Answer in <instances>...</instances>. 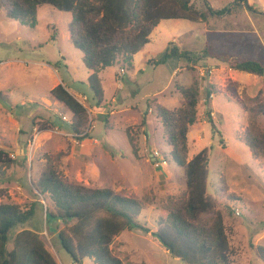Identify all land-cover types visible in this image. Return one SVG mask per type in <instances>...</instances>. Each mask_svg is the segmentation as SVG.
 <instances>
[{
  "label": "rangeland",
  "instance_id": "rangeland-1",
  "mask_svg": "<svg viewBox=\"0 0 264 264\" xmlns=\"http://www.w3.org/2000/svg\"><path fill=\"white\" fill-rule=\"evenodd\" d=\"M193 1L195 8L204 9L203 0ZM206 1L216 9L233 2ZM247 2L253 11L237 7L206 22L161 20L123 74L120 63L99 72L107 99L100 108L87 82L82 53L68 40L72 14L41 5L32 28L8 18L0 7V149L12 160L0 162V202L18 204L23 210L34 204L32 217L10 230L8 249L16 232L29 229L41 235L58 264H73L57 237L64 224L46 216L49 201L34 188L46 156L59 151L64 153L60 169L65 178L134 198L136 220L155 230L171 203L186 199L187 189L154 106L179 107L182 95L177 85L196 83L197 119L188 128V158L207 149L206 188L216 209L226 214L231 264H264L255 251V245H264V162L244 142L248 116L242 102L245 95L254 97L259 90L264 94V77L235 71L222 61L229 56L264 62V0ZM173 45L189 52L190 59L171 55L157 63ZM55 81L75 95L83 93L76 97L87 107V130L99 145L73 137L69 122L61 118L62 114L69 118L70 111L49 95ZM210 84L216 92L205 104ZM148 100L151 107L142 125ZM255 126L264 130V115L257 116ZM154 151L167 157L166 164L156 165ZM110 248L122 264H184L167 254L150 233L137 229L122 231ZM83 264L92 262L87 259Z\"/></svg>",
  "mask_w": 264,
  "mask_h": 264
},
{
  "label": "trees",
  "instance_id": "trees-1",
  "mask_svg": "<svg viewBox=\"0 0 264 264\" xmlns=\"http://www.w3.org/2000/svg\"><path fill=\"white\" fill-rule=\"evenodd\" d=\"M203 1L204 9L195 8L193 0H0V7L8 18L32 28L37 24L41 5H51L72 14L68 40L82 53V62L89 71L87 82L96 108H100L106 101L99 72L115 63L123 65L121 69L125 72V65H131L133 55L149 42L150 33L161 20L186 19L201 23L209 17L230 14L237 7L254 9L247 0H233L230 5L217 9ZM205 51L208 52L207 47ZM188 54L173 45L156 62L171 55L190 59ZM222 61L235 71L264 77L263 61L229 56ZM177 89L182 95L179 107L168 109L157 103L154 111L161 122L165 141L171 146V158L183 169L187 197L171 203L166 217L158 221L155 230L136 220L138 204L134 198L110 187H91L68 180L60 169L64 153L59 151L46 156V165L34 188L49 201L45 206L46 216L64 224L57 230V237L73 263L83 264L88 259L92 264H122L110 245L122 231L137 229L150 233L167 254L184 264H231L232 249L224 225L226 214L216 209L215 199L206 188L207 149L188 158L187 133L197 119L198 87L194 83L182 88L177 85ZM215 92L214 85L210 84L205 91V104ZM49 95L70 111L73 137L80 141L90 138L87 107L61 83L53 87ZM242 102L248 116L244 142L252 155L264 162V130L255 126L257 116L264 115V94L259 90L254 97L245 95ZM150 104L148 100L142 125L146 123ZM209 111L206 115L210 118ZM11 161L6 151L0 149V162ZM33 208V203L23 210L18 204L0 202V264H58L41 235L29 229L16 232L11 249L7 248L10 230L29 220ZM225 208L235 212L231 207ZM255 251L264 262V245H255Z\"/></svg>",
  "mask_w": 264,
  "mask_h": 264
},
{
  "label": "built area",
  "instance_id": "built-area-1",
  "mask_svg": "<svg viewBox=\"0 0 264 264\" xmlns=\"http://www.w3.org/2000/svg\"><path fill=\"white\" fill-rule=\"evenodd\" d=\"M120 71H121L122 74L124 73L123 69H121ZM61 118L64 121L70 122V118H68L66 115H62ZM151 155L153 156V160L158 159V162L156 163L157 166H159L161 163L166 164V161L163 159L164 158L163 154L161 155L159 153V151H154L153 154H151ZM235 214L239 215L240 214L239 210L235 209ZM73 264H75V263H73Z\"/></svg>",
  "mask_w": 264,
  "mask_h": 264
},
{
  "label": "crops",
  "instance_id": "crops-1",
  "mask_svg": "<svg viewBox=\"0 0 264 264\" xmlns=\"http://www.w3.org/2000/svg\"><path fill=\"white\" fill-rule=\"evenodd\" d=\"M155 28V27H154ZM152 33V32H151ZM150 33V34H151ZM150 36V35H149ZM147 44V43H146ZM145 46V45H144ZM175 71V70H174ZM88 75H89V72H88ZM87 75V76H88ZM59 83H62V82H60V81H55V83H54V86H52L51 88H50V90L53 88V87H55L57 84H59ZM62 85H63V83H62ZM66 87V86H65ZM67 88V87H66ZM49 90V91H50ZM67 90L70 92V90L67 88ZM71 93V92H70ZM71 94H73V93H71ZM75 97L76 96H79V95H83V93H78L77 95H75V94H73ZM77 98V97H76ZM115 99L116 98H111V101L113 102V101H115ZM105 101H107V99H105ZM97 113H102V111H97ZM62 115H65V114H62ZM70 115V114H69ZM67 116V115H66ZM68 117V116H67ZM70 118V117H69ZM68 134H70L69 132H68ZM90 134V138H87V139H84V140H87V141H89V140H91V142L92 143H94L95 145H97L98 143L100 144V142L99 141H97V140H93V138L91 137V133H89ZM98 144V145H99Z\"/></svg>",
  "mask_w": 264,
  "mask_h": 264
}]
</instances>
